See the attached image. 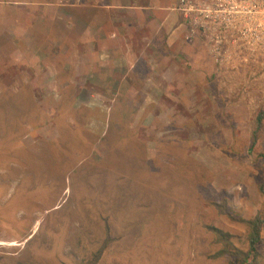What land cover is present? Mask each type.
Here are the masks:
<instances>
[{
	"label": "rangeland",
	"instance_id": "374dc122",
	"mask_svg": "<svg viewBox=\"0 0 264 264\" xmlns=\"http://www.w3.org/2000/svg\"><path fill=\"white\" fill-rule=\"evenodd\" d=\"M55 1L0 0V264H228L210 228L247 250L246 222L264 219L254 21L235 18L242 43L220 56L187 22L183 62L162 54L180 43L170 24L159 50L118 39L144 24L129 0ZM187 2L213 22L216 0Z\"/></svg>",
	"mask_w": 264,
	"mask_h": 264
},
{
	"label": "crops",
	"instance_id": "0c3cea01",
	"mask_svg": "<svg viewBox=\"0 0 264 264\" xmlns=\"http://www.w3.org/2000/svg\"><path fill=\"white\" fill-rule=\"evenodd\" d=\"M103 1L108 2L110 0H103ZM112 1H114L113 4H115V0H112ZM131 1L135 2L137 0H129L128 5L125 7L128 9V13H124V14L131 15V17H133L136 13H140L143 15L142 19L144 21V24L132 23V26L128 30H125L123 28L122 29L117 28L118 30L123 32L122 34L119 35L118 39H120L121 42H124V40L130 41L129 42L130 46H128L130 50H133L135 48L139 49L141 46H144V45L146 47L152 46L154 47L155 50L161 49L159 45L158 46H155V45L159 43L165 44V40L163 39L164 36L162 38L160 36L162 29L159 28V26L162 25L164 27L166 23V25L168 24L172 25L174 31H172L171 33L173 35L174 33L175 35H177V40L180 41V43L179 45L177 44L175 48H171V46H169L167 48L166 53H162V54L164 55L171 54L174 52L175 49L176 50L180 49L182 52V56H183L181 58L183 62H186L184 59V56L189 57V55L191 54L197 55L196 53H193V51H196V50L192 49V46H190L188 43H187V46L186 44L185 46H183V39H185L190 34V32L188 31L189 29L188 23L186 20H184L182 13L180 11V5L177 7L176 12L174 14L169 13L167 10L168 8H171V5H170L171 3H179V0H160L163 2V4H165V6L161 5L162 7L161 10H157V8L153 6L154 5L153 3L155 2V0H138L139 2H144L142 4V6L144 7H139L138 9L137 7H135L137 10L134 8V5L131 4ZM169 1H170V4H168ZM104 5H105L104 6L105 8L103 9L106 10V12L110 11L111 7H113L110 4H104ZM199 61H201V58L199 59ZM150 76L151 74L146 75V73L140 75L141 78H144L146 80H151L152 78Z\"/></svg>",
	"mask_w": 264,
	"mask_h": 264
},
{
	"label": "built area",
	"instance_id": "2783aa9c",
	"mask_svg": "<svg viewBox=\"0 0 264 264\" xmlns=\"http://www.w3.org/2000/svg\"><path fill=\"white\" fill-rule=\"evenodd\" d=\"M229 1L234 0H216L211 17L213 22H211L209 20L210 17L208 16L209 12L196 8L195 10L198 12L197 16L190 8V3L188 4L187 0H180L182 16L189 24H194L196 27H200L204 31V34L209 39L210 44H212V47L215 49L217 56H220L223 50H227L230 47L228 43L234 35H237L234 44L239 45V43H242L240 42L242 40H238V36L242 34L243 31H236L231 25L235 18L238 17L243 18L248 16L249 21H254L252 25L249 24L244 27V29L251 26L254 28L252 30L247 28L244 32L251 31L256 35L257 39L264 42V37L260 38V36L264 35V22H262V17L264 18V16L262 12H260V8H257V6L245 8L238 4V0H235V4ZM221 18L223 20H221Z\"/></svg>",
	"mask_w": 264,
	"mask_h": 264
},
{
	"label": "trees",
	"instance_id": "16d2710c",
	"mask_svg": "<svg viewBox=\"0 0 264 264\" xmlns=\"http://www.w3.org/2000/svg\"><path fill=\"white\" fill-rule=\"evenodd\" d=\"M258 119V127L260 128L264 121V113H260ZM261 190L264 193V185L261 186ZM217 207L222 212H226V214L229 215V218H231V215L226 208V202L223 203V206ZM246 225L250 229L247 250L236 247L230 238L231 235L229 236V234L224 233L215 227L210 228L215 233L217 242L224 245L222 250L219 252V256L229 257L228 264H259V259H261L262 256L260 252V244L263 241L262 229L264 219L261 215H257L255 219L247 221Z\"/></svg>",
	"mask_w": 264,
	"mask_h": 264
},
{
	"label": "flooded vegetation",
	"instance_id": "af4514ba",
	"mask_svg": "<svg viewBox=\"0 0 264 264\" xmlns=\"http://www.w3.org/2000/svg\"><path fill=\"white\" fill-rule=\"evenodd\" d=\"M184 18V17H183ZM185 20V19H184Z\"/></svg>",
	"mask_w": 264,
	"mask_h": 264
}]
</instances>
